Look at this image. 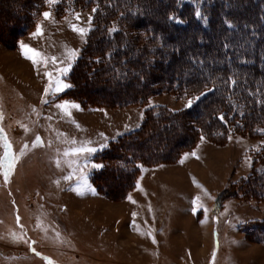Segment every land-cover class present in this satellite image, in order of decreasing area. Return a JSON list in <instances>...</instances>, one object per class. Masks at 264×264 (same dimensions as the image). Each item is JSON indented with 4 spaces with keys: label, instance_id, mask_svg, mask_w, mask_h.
Here are the masks:
<instances>
[{
    "label": "rangeland",
    "instance_id": "374dc122",
    "mask_svg": "<svg viewBox=\"0 0 264 264\" xmlns=\"http://www.w3.org/2000/svg\"><path fill=\"white\" fill-rule=\"evenodd\" d=\"M35 2L41 3L32 6L36 12L30 14L40 16L31 29L23 25L24 34L17 39L16 48L9 39L8 43L0 41V129L13 153L27 145L7 182L0 174V264H48L49 260L52 264H264V188L259 176L258 182L248 180L258 152L255 149L264 138L225 130L223 136H213L223 138L219 142L200 135L191 148L183 150L193 136L175 127L176 132L161 134L165 145L160 152L168 155L176 148L179 155L149 165L125 166L121 160L116 171L128 175L129 189L122 188L123 175L113 174L106 184L109 190L111 185L119 192L111 198L98 192L91 175L98 169L92 165H101L96 160L100 145L134 129L142 112L137 106H84L86 111L70 108L69 116L56 107L67 100L61 96L68 89L45 96L49 79L44 73H53L55 79L56 69L68 63L67 49H78L80 56L84 48L85 42L69 24L87 28L91 15L95 27L92 9L96 6L84 7L74 0H60L54 6L45 0ZM237 5L235 2L232 8ZM46 11L52 13L50 19L42 15ZM20 12L11 0H0V24L7 36L15 34L16 22L25 19ZM74 13L80 14L79 20ZM38 24L42 34L33 36ZM21 43L41 54L35 67L22 55ZM114 50V43L106 44L100 50L102 58L117 60L118 55L111 56ZM100 53L91 57L93 66L86 81L78 85L81 96H87L92 104L99 102L96 97L124 93L123 81L136 87L130 76L122 80L116 76L125 74L128 67H123L124 71L111 67L116 75H109L105 82L99 73L102 63H97ZM52 57L64 63H53ZM70 72L63 78L67 83ZM145 83L154 89L149 79ZM194 97L158 90L139 106L151 113L159 107L176 112L188 109L185 105ZM37 136L42 144L33 147ZM72 140L76 144H71ZM84 142L98 150L90 155L64 156L66 149ZM2 145L0 140V154ZM73 169V179L65 180ZM262 169L258 168L259 173ZM81 172L95 194L84 187ZM77 185L82 195L70 190ZM196 197L197 205L203 207L194 214L192 201ZM14 235L21 238L14 239Z\"/></svg>",
    "mask_w": 264,
    "mask_h": 264
},
{
    "label": "trees",
    "instance_id": "16d2710c",
    "mask_svg": "<svg viewBox=\"0 0 264 264\" xmlns=\"http://www.w3.org/2000/svg\"><path fill=\"white\" fill-rule=\"evenodd\" d=\"M74 1L84 7L94 5L99 10L94 20L95 27L87 35L81 55L71 69L69 81L73 87L61 97L76 101L81 107H122L143 105L152 91L165 90L176 96H200L205 93L186 110L170 112L159 107L151 113L150 109H146L138 129L111 140L96 155V160L103 165L91 175L92 184L98 192L109 198L119 192L111 185L109 190L106 182L113 174L117 177L123 175L116 171V163L121 160H125V166L149 165L159 158L179 155L181 151L177 153L176 148H172L175 153L168 155L160 152L165 145L161 134L176 132L175 127L181 131L188 130L193 136L190 143L182 147L183 150L191 148L200 135L219 142L223 138L214 137L217 134L223 136L225 130L264 138V133L257 131L264 129V103L258 102L264 101V0H198V4L192 0ZM11 2L20 9L25 19L21 23L16 22L18 32L16 30L15 34L8 36L7 30L0 24V41L8 43L9 39L16 48L17 39L24 34L23 25L31 29L40 16V13L33 15L30 11L33 12L35 5L41 2ZM235 2L238 5L232 8ZM196 7L207 17L206 23L194 15ZM169 16H176L184 22L176 23ZM113 27L118 31L109 34V29ZM111 43L115 45L111 56L118 55V58L109 61L102 58L104 55L100 50ZM226 43L230 47L225 48ZM96 51L100 53L102 68L99 73L105 82L110 80L109 75L110 78L116 75L115 70L124 71L123 67H128L125 74L116 76L121 80L130 76L136 87L123 81L124 93L96 97L99 102L94 104L87 96H81L78 85L86 81V75L93 66L91 57H95ZM230 77L237 81L235 85L230 84ZM147 79L157 90H150L152 88L145 83ZM221 114L224 121L219 119ZM165 149H169L168 146ZM254 157L248 180L256 182L259 176L260 186L264 188V150L258 151ZM259 167H263V173H259ZM123 176L126 181L121 187L127 191L130 179L128 175Z\"/></svg>",
    "mask_w": 264,
    "mask_h": 264
},
{
    "label": "snow or ice",
    "instance_id": "6c2138e0",
    "mask_svg": "<svg viewBox=\"0 0 264 264\" xmlns=\"http://www.w3.org/2000/svg\"><path fill=\"white\" fill-rule=\"evenodd\" d=\"M45 2L49 5V6H54L57 3L60 2V0H45ZM193 3L198 4V0H192ZM98 7L97 8H93L92 12L96 13L98 11ZM42 15L44 16L45 19H50L52 16L51 12H43ZM75 18L77 20H79L80 18V14L79 13H74ZM123 15V14H122ZM194 15L200 19L202 22H207V17L203 15L202 11L200 10L199 7H196L194 9ZM92 19L93 17L90 15L88 17V24L89 26L87 28L84 27H78L76 24H69V27L74 31L77 32L82 40L86 43V37L88 35L89 32L92 31ZM170 20H174L176 23H183L184 21L179 19L176 16H169ZM229 26L231 27V24H229ZM118 31L117 28L113 27L109 29V34ZM42 34V29L41 26L38 24L36 27V31L34 33H32L33 36ZM225 48L230 47V45H228L227 43L224 45ZM20 48H21V52L22 55L25 56V58L32 60V63L34 65V67L37 65L38 60L37 57H41V54L35 50L30 48L28 45H25L23 43L20 44ZM31 53V55H30ZM67 55V59H68V63L66 64V66H62V67H58L56 69V72L58 73V75L55 77V79H53V73L51 72H45L44 75L49 79V84L45 86V90H44V94L45 96H47L49 93L55 95L58 94L60 92L65 91L66 89H69L71 87H73L72 84L67 83L64 81V77H67L69 72L71 71L74 63L78 60L79 58V50L78 49H67L66 52ZM53 63L56 64H60L62 65L64 62L63 61H58L56 57H52L51 58ZM46 64V60L44 61ZM99 59L97 60V63H99ZM230 84L231 85H235L236 84V80L233 78H229ZM209 91H212V89H209ZM201 96L205 95V93H201ZM200 97H194L192 99H189L187 104L185 105V107H191L197 100H199ZM259 103H264V101H258ZM42 103H49L48 100L46 99H42ZM151 106V105H150ZM57 108L61 109L62 111H64L67 115H71V112L69 111V109H80V106L74 102H69V101H63L59 104L56 105ZM2 118V117H0ZM220 120L224 121V115L221 114V116L219 117ZM139 125H137L138 127ZM77 127H79V125H77ZM257 131H260L262 133H264V129H258ZM101 135H103L101 133ZM231 139V136L229 137ZM203 139V137H202ZM0 140L3 141V153L0 154V174L3 175L5 182L8 181L10 175L12 174L16 164L18 163L19 159L21 156L24 155V150L25 148H27V145H25L23 148H21L19 153H13L12 152V146L11 143L7 140V137L3 134V129H0ZM71 144H76L75 140L70 141ZM90 142H84V144H81V146L79 147H72L69 149H66L64 152V156H70V155H79L81 153H86V154H91L96 152L98 149L97 148H93V147H87L86 144H88ZM42 144V141L40 139L39 136L36 137V139L33 141L32 146L33 147H37L40 146ZM107 147V144H103L100 145V148H105ZM256 151H261L264 150V142H261V145L258 146L256 149ZM187 155V154H185ZM192 155H195V153H192ZM57 166H60V161L56 160L55 161ZM182 162V161H181ZM72 163H75V161H73ZM249 166H251V158H249ZM71 167V164H70ZM93 168H101L103 167V165H92ZM76 174V169H73L67 176L64 177L65 180H72L73 177ZM81 179L84 180V187L87 188V190L92 191L93 194H95V190L93 188H91L90 185L87 184V180L86 177L84 175L83 172H81ZM57 183H59L57 181ZM137 187H139V183H137ZM73 191H76L77 195H82L83 191L81 190V187L79 185H77L76 187H73L72 189ZM199 200V197H196L193 199L192 204L194 205V207L192 208L193 213L195 214L198 211V208H202V205H197V202ZM205 212H207V209H204ZM135 216V213L133 214ZM17 222H19V218L17 220ZM202 223L204 221H201ZM150 235V234H149ZM14 239H20L21 237H16L15 235L13 236ZM153 242L155 243V239L153 238ZM33 251H35L33 249ZM37 255H40L39 253H37ZM215 259V250L213 251V262ZM48 264H52V262L49 260Z\"/></svg>",
    "mask_w": 264,
    "mask_h": 264
},
{
    "label": "crops",
    "instance_id": "0c3cea01",
    "mask_svg": "<svg viewBox=\"0 0 264 264\" xmlns=\"http://www.w3.org/2000/svg\"><path fill=\"white\" fill-rule=\"evenodd\" d=\"M63 101H69V100H63ZM69 102H76V101H69ZM76 103H78V102H76ZM78 105L80 106V104L78 103ZM129 106H137V107H139L140 109H141V112H142V116H140L139 115V118H138V121L135 123V125L133 124V126H136L137 124L139 125L138 127L136 126L134 129H132V130H130V131H128V132H124V133H121L120 135H118L117 137H119V136H121V135H123V134H126V133H130V132H132V131H134V130H136V129H138L140 126H141V124H142V122H143V119H144V110L139 106V105H129ZM125 107H128V106H125ZM103 108V107H102ZM121 108V107H120ZM80 109L82 110V111H86V109H83L81 106H80ZM101 109H98V110H96L97 112L98 111H100ZM141 112H139V114L141 113ZM141 118V119H140ZM139 122V123H138ZM117 137H115V138H113V139H110L109 141H108V143L111 141V140H114V139H116ZM108 143H107V145H108ZM103 149V148H102ZM101 150V149H100Z\"/></svg>",
    "mask_w": 264,
    "mask_h": 264
}]
</instances>
